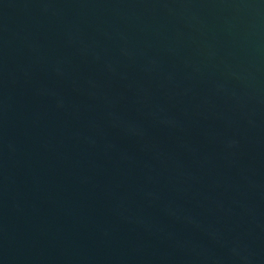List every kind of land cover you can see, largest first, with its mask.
I'll return each mask as SVG.
<instances>
[{"label":"water","instance_id":"obj_1","mask_svg":"<svg viewBox=\"0 0 264 264\" xmlns=\"http://www.w3.org/2000/svg\"><path fill=\"white\" fill-rule=\"evenodd\" d=\"M0 264H264V0H0Z\"/></svg>","mask_w":264,"mask_h":264}]
</instances>
